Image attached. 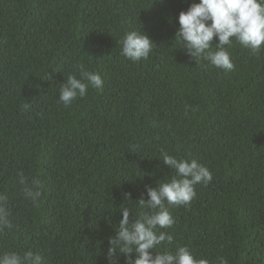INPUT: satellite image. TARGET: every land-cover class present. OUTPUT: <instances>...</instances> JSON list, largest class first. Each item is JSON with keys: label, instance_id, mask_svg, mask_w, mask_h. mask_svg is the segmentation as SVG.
<instances>
[{"label": "trees", "instance_id": "trees-1", "mask_svg": "<svg viewBox=\"0 0 264 264\" xmlns=\"http://www.w3.org/2000/svg\"><path fill=\"white\" fill-rule=\"evenodd\" d=\"M199 2L0 0V195L13 225L0 233V256L110 264L121 208L134 222L146 189L176 176L166 152L196 160L213 180L195 186L188 207L165 203L175 224L157 232L173 243L152 255L187 247L209 264H264V50L233 41L231 72L195 63L175 40L179 14ZM133 31L156 46L147 60L121 55ZM81 64L103 87L65 106L60 86L81 78ZM21 172L40 181L38 207Z\"/></svg>", "mask_w": 264, "mask_h": 264}, {"label": "clouds", "instance_id": "clouds-1", "mask_svg": "<svg viewBox=\"0 0 264 264\" xmlns=\"http://www.w3.org/2000/svg\"><path fill=\"white\" fill-rule=\"evenodd\" d=\"M180 28L176 33V42L182 43L184 50L196 63L199 59L207 60L211 66L224 71L234 70V64L226 51L235 41L252 55H258L264 50V0H200L193 3L186 12L179 14ZM218 38V44L213 47ZM121 55L136 63L147 60L156 48L147 35L138 32L126 33L120 41ZM80 79L69 76L66 83L60 86V101L70 106L78 97L86 96L88 88L102 89L103 81L100 75L89 72L84 65L78 66ZM198 110V109H197ZM162 163L176 176L158 186L147 188L149 199L141 198L137 205L144 209L131 220L132 213L128 208H121L123 219L120 222L117 235L109 239L111 245L107 259L110 264H116L117 255L127 257L126 264H209L207 259L197 260L187 247H178L175 254L163 252L152 255L161 245L173 243V237L165 231L175 224V220L165 207H188L196 198L195 186H207L213 180L209 169L196 160L178 161L175 157L162 152ZM18 183L23 188L25 199L31 200L35 206L42 196L40 181L33 178L29 184L23 172L19 173ZM130 200V195L127 197ZM8 199L0 195V233L12 229ZM135 253L136 259L132 256ZM0 264H43L39 255L31 251L20 255L9 252L0 256ZM218 264H228L219 257Z\"/></svg>", "mask_w": 264, "mask_h": 264}]
</instances>
